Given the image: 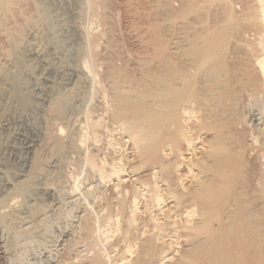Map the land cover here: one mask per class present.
Masks as SVG:
<instances>
[{"label": "bare ground", "instance_id": "bare-ground-1", "mask_svg": "<svg viewBox=\"0 0 264 264\" xmlns=\"http://www.w3.org/2000/svg\"><path fill=\"white\" fill-rule=\"evenodd\" d=\"M122 1L150 11L135 70L86 33H110L119 0H0V264H264V0ZM114 133L131 161L105 152ZM73 153L101 181L79 213Z\"/></svg>", "mask_w": 264, "mask_h": 264}, {"label": "rangeland", "instance_id": "rangeland-1", "mask_svg": "<svg viewBox=\"0 0 264 264\" xmlns=\"http://www.w3.org/2000/svg\"><path fill=\"white\" fill-rule=\"evenodd\" d=\"M130 1H132V0H130ZM119 2H121V4L119 3V7H117V11H118V14L116 15V23H115V25H114V28H116V29H112L111 30V32L110 33H108V32H102L103 31V28H102V30H101V28L100 27H98V26H90V25H92V24H90V21L89 20H87V21H84V24H86V25H84V24H81V28L84 30V32H86L87 30H88V27L90 26V31L88 32H86L87 34H89L90 36H92L91 37V39L93 38V36L95 35V34H100V36H102V33L104 34V38H102L101 40H100V42H101V47L98 49L99 50V52H103L102 54H106V53H111V55H114L115 57H116V59H117V61H118V63L119 64H121L122 63V61L123 60H127L128 61V69L129 70H135L136 69V67H135V59L136 58H139V57H142L143 56V58L145 59H152L151 57H153V53H150V52H152V51H154V47L153 46H155V43L154 42H152L151 40V37L152 36H149V35H151V29H149L150 27H149V25H148V23H149V17L147 16V13L149 14V10H148V8H144V7H140L139 6V3H137L136 1H132V2H129V1H126L127 2V4H126V2L125 1H122V0H119ZM125 3V4H124ZM136 3H137V5H136ZM128 4H130L129 6H128ZM133 4V5H132ZM135 5V6H134ZM123 6V7H122ZM122 7V8H121ZM136 7V8H135ZM131 10H130V9ZM139 8V9H138ZM141 8V9H140ZM119 9V10H118ZM128 9H129V11H128ZM137 9V10H136ZM122 10V11H121ZM133 10H135V11H133ZM139 10V11H138ZM145 10V11H144ZM147 10V11H146ZM134 13H133V12ZM121 12H123V13H121ZM131 12V13H130ZM140 12V13H139ZM146 12V13H145ZM121 13V14H120ZM126 13V14H125ZM128 13V14H127ZM143 14V16H141ZM146 14V15H145ZM131 15H133V16H131ZM134 15H136V16H134ZM118 18V19H117ZM136 19V20H135ZM138 19V20H137ZM143 19V20H142ZM140 20V21H139ZM145 20H147V21H145ZM130 21V22H129ZM134 21V23H132ZM89 22V23H88ZM121 22V23H120ZM135 22H137V23H135ZM118 23V24H117ZM139 23V24H138ZM146 25H145V24ZM88 24V25H87ZM90 24V25H89ZM134 24V25H133ZM128 25H130V26H128ZM132 25V26H131ZM136 25V26H135ZM139 25H140V27H139ZM83 26V27H82ZM144 26H146V27H144ZM85 27V28H84ZM94 27V28H93ZM120 27V28H119ZM139 27V28H138ZM144 27V28H143ZM147 27H149V28H147ZM131 28V29H130ZM93 29H95V30H93ZM100 29V30H99ZM147 29H148V31H147ZM91 30H93V32H94V34H92L91 32ZM120 30V31H119ZM132 30V31H131ZM137 31V32H136ZM98 32V33H97ZM101 32V33H100ZM150 32V33H149ZM106 33H107V35H106ZM140 33V34H139ZM108 34H109V36H108ZM111 34V35H110ZM114 35V36H113ZM118 35V36H117ZM135 35V36H134ZM107 36L108 37H110V38H112L111 40V42H110V45L108 44L109 43V40H108V42H107V39H109V38H107ZM113 37H117V38H113ZM4 38V39H3ZM90 38V37H89ZM118 39H119V41H118ZM148 39H149V41H148ZM7 39L5 38V37H2V39H1V47H2V49H7L6 47H9V40H7ZM106 40V41H105ZM91 41V40H90ZM117 41V42H116ZM140 41V42H139ZM36 42V41H35ZM104 42H106V43H104ZM149 42V43H148ZM6 43V44H5ZM41 44V42H39L38 41V43H36L35 45H36V48H38L39 46H41V49H43L42 51H44V45L42 44V45H40ZM103 43V44H102ZM107 46H109L110 48L108 49L109 50V52H108V50L106 49V48H108V47H105L106 45ZM117 44H118V46H117ZM148 44V45H147ZM151 44V45H150ZM102 45H103V47H102ZM147 45V46H146ZM38 46V47H37ZM117 46V47H116ZM147 47V48H146ZM148 47H150V48H148ZM152 47V48H151ZM116 48V49H115ZM118 48V49H117ZM40 51H41V49L40 48H38ZM37 49V50H38ZM38 50V51H39ZM149 50V51H148ZM115 51V52H114ZM146 51H148V53L146 52ZM142 52V53H141ZM119 53V54H118ZM131 54V55H130ZM137 54H138V56H137ZM134 55H135V58H134ZM147 55V56H146ZM120 58H119V57ZM128 56V57H127ZM6 57V56H5ZM4 57V55H2V56H0V58H1V60L0 61H2V63H0V65H5L6 63H7V61L6 60H8L7 59V57L5 58ZM125 57V58H124ZM130 57V59H127V58H129ZM123 58V59H122ZM133 58V59H132ZM6 59V60H5ZM130 61V62H129ZM130 66V67H129ZM135 68V69H134ZM88 76V75H87ZM89 77H90V75H89ZM88 77V78H89ZM91 77H92V74H91ZM90 77V78H91ZM90 80V79H89ZM61 81V79H56V82H60ZM88 87V86H87ZM91 87H89V88H87V90H86V93H88L89 92V94H86L85 92H84V94H86V96L89 98L88 100H87V105L88 106H90V104H91V106L90 107H92V104L94 103V100H93V90L91 91ZM88 91V92H87ZM91 92V93H90ZM93 100V101H92ZM89 101V102H88ZM92 101V102H91ZM78 112H79V114H81V115H79L78 114ZM78 112H76V113H74V114H72V115H70L69 116V119H67L65 122H62L61 123V121L59 122V121H57V124L58 125H63V129L65 130V132H64V130H63V135L61 136L62 138H61V142L62 143H64L63 145H67L68 143V134H70V132L74 129V128H79V127H81L80 125H83V119H84V117H83V113H80V111H78ZM257 113H259V112H257ZM74 116V117H73ZM78 116V117H77ZM77 120H79V121H81L80 123H78L79 121H76V119ZM72 121H71V120ZM69 120V121H68ZM59 122V123H58ZM69 122V123H68ZM69 124V126H68V124ZM78 123V124H77ZM74 124V125H73ZM79 125V126H78ZM67 126V127H66ZM72 126V127H71ZM69 130V131H68ZM64 133H66V134H64ZM116 136L114 137L115 138V145H114V147L112 148V147H107V146H105V152H116L115 153V156H120V155H124L126 158V161H131L132 159H133V150H132V147L127 143L126 144V147L125 148H123L121 145H120V141H119V138H120V136H118L116 133H114ZM65 136H66V139H65ZM63 137H64V139H63ZM67 140V141H66ZM67 144H66V143ZM49 143H51L50 141H49ZM92 143H89V145H87V148H89V149H91L92 147H93V144L91 145ZM100 145H102L101 143H99ZM98 144V145H99ZM198 144V143H197ZM91 147V148H90ZM109 150H107V149ZM196 148H198V149H200V145H197L196 146ZM125 149V150H124ZM107 150V151H106ZM54 151V152H53ZM124 151V152H123ZM52 152L53 153H55V150L53 149V150H51V153L49 154V159L51 158V159H53V158H55V156H56V154L57 153H55V154H52ZM52 154V155H51ZM72 155V156H71ZM77 156L73 153V154H70V157L68 156L67 158H66V161H64L66 164L64 165V167L66 168V169H64V172H69V175H68V173H66L67 175H68V177H71L72 179H70V178H68V189H71V192H70V190H69V201L67 200L66 201V205L64 206V209H66L67 208V206H68V203L67 202H70V203H73V202H75L73 205H76V208H77V212L79 213V212H83L84 210H85V208L87 207V202L90 204V206L91 205H94L95 206V203H96V199L94 198L95 197V193L94 192H92V193H90V195L89 196H87L86 197V199H87V202L85 201V195H83V194H85L86 192H88L89 190H91L92 191V189L98 184V182H101L99 179H98V177H93V173L92 172H90V171H86L85 169H84V167L83 166H80V164H77L78 163V161H77V158H76ZM47 158V159H48ZM72 161H71V160ZM48 161V160H47ZM69 161V162H68ZM74 162H77V163H74ZM70 163V164H69ZM68 165V166H67ZM78 165V166H77ZM83 167V168H82ZM68 169V171H66ZM91 173V174H90ZM71 175V176H70ZM127 172L125 173V174H123L122 175V177H123V181L124 180H127ZM95 178H97V179H95ZM75 181L77 182V183H75ZM95 181V182H94ZM116 181L118 182V179H116ZM71 182V183H70ZM117 182H115L116 184H117ZM186 183H188V181L187 182H185V184ZM95 184V185H94ZM113 185V182L112 183H109L108 185H106V186H110V185ZM72 185V186H71ZM75 185L77 186V188L75 187ZM75 188V189H74ZM75 190V191H74ZM88 190V191H87ZM94 190V189H93ZM142 190H140V192H141ZM74 192V193H73ZM73 193V194H72ZM141 194L143 195L144 194V192H141ZM73 196V197H72ZM144 196L143 197H141L140 198V205H139V211H138V213H141V215H142V213L144 212V205H143V201H144ZM86 202V203H85ZM69 203V204H70ZM86 204V205H85ZM167 204H168V202H166L165 204H162L161 206H156L155 208H154V210H153V213H152V217H154L155 219H157V220H159V221H163L162 219V217H163V213L164 212H166L167 210H168V208H169V206H167ZM71 205V204H70ZM69 205V206H70ZM79 205V206H78ZM68 206V207H69ZM93 206V207H94ZM96 207H97V205H96ZM144 214V213H143ZM52 217H51V220L52 221H54V222H65V220H63L64 218L63 217H57V215L56 214H53L52 215V213L50 214ZM53 217H54V220H53ZM56 217V218H55ZM62 218V219H61ZM61 219V220H60ZM68 221V220H67ZM60 231H61V229L60 230H58L57 229V231L55 232L56 233V237H60ZM54 239H55V237H54ZM53 239V240H54ZM53 240H52V242H53ZM170 239H166V243L167 244H169V243H173V249L171 250V253L173 254V252H174V250H178L179 249V247L178 246H175L176 245V240L174 239V240H170ZM174 241V242H173ZM54 243V242H53ZM53 243H50V245H52ZM48 250H45V251H43L42 253L44 254L45 252H47ZM36 252V253H35ZM38 252V253H37ZM32 253V255H30V262L28 263H26V264H30V263H32V264H34V263H36V264H41V260H40V256H42V253H41V255L39 254L40 253V251H39V249L38 250H36V251H33V252H31ZM170 252L168 253V254H171ZM172 255H169V257H167V259L165 260V262H167V264H171V261L168 259V258H170ZM35 257V258H34ZM38 260V261H37ZM39 261H41V262H39ZM43 264H45L44 262H42Z\"/></svg>", "mask_w": 264, "mask_h": 264}]
</instances>
